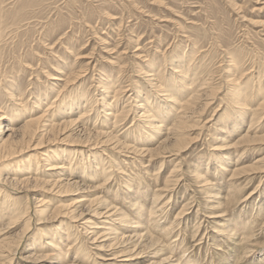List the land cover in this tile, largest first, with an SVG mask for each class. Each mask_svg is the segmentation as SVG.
<instances>
[{"label": "rangeland", "instance_id": "374dc122", "mask_svg": "<svg viewBox=\"0 0 264 264\" xmlns=\"http://www.w3.org/2000/svg\"><path fill=\"white\" fill-rule=\"evenodd\" d=\"M195 39L202 41L196 40L197 44H194ZM233 49L241 52V62H245L244 68H248L250 74L260 75L251 81V91L254 92L260 80L264 81V0H0V113L4 115L3 121L5 125L14 124L13 127L17 129L26 115L32 114L34 118L45 113L48 122L52 118L55 124L37 149L32 150L36 148L38 140L31 142L25 156H30L38 148L45 150L51 147L48 150H59L58 153L68 148L71 150L68 155L78 156L71 165L88 172L90 167L87 164L77 165L78 162H85L82 155L91 154L85 153L90 148H95L92 150L95 154H98L96 151L99 148H106L108 156L102 155L106 158L99 161L100 166L104 164L111 169L108 163L111 160L115 165L119 161L120 166H123L122 171L115 166L117 174L104 179L98 174V177H89L86 172L77 175L71 173L72 167L69 168L68 161L69 170L53 188L51 182L47 184L42 180L57 177L47 173L45 176L43 172L33 175L41 180L7 182L2 185L4 192L14 197L16 206L20 209L32 208L28 215L31 222L27 226L25 219L20 218L14 222L8 216H2L0 242L4 238H8L9 242L0 248V264L9 259H12L9 261L11 264H43L37 250L31 249L29 242L40 228L50 229L55 224L66 222L79 224L80 228L73 230L77 236L70 232V245L76 243L78 246L82 242L89 252L87 258L83 254L80 256V264H113L115 259H110L113 258L110 254L123 249L126 250L124 254L130 255V261H125L128 264H166L161 259L163 255L170 254L171 262L175 264H264V164L262 170L250 169L252 163L264 157V140L252 145L237 144L241 134L264 135V113L250 129L252 118L257 120L254 115L247 116L248 121L242 125L239 133H229V129L233 130L234 118L228 119V114H234L235 107L229 100L231 78H226L228 73L225 71L229 53ZM192 50L196 52L190 66L196 67L197 78L190 88H202L199 85L205 77L208 85L197 93L202 95L190 119L196 121L195 125L185 131L189 135L182 143L171 146L179 155L170 156L167 153L149 162L147 155L138 157L131 149L128 151L113 147L112 142L117 144L120 141L122 144H133L132 147L137 149H146L155 147L163 139L164 131L158 133L150 130L140 114L147 116L149 111H153L157 120H162L166 127L171 126L177 117H173L176 112H171L163 119L161 111L170 107L168 96L175 94L173 74L179 66L178 57L185 52L190 54ZM151 60L155 64L153 72L146 66ZM106 75L118 79V85L114 80L116 91L106 93L102 88L101 82L106 84ZM53 76L58 77V80L53 79ZM171 78L172 83L168 82ZM152 83H156V86ZM210 87L218 89L210 93ZM82 93H88L87 97L72 106L71 103L76 102L75 96L80 100ZM103 93L108 99L109 111H104ZM165 93L168 96H162ZM44 94H48V100L36 108L33 104L36 97ZM190 95L189 92L182 97L187 100ZM62 99L65 101L60 106ZM148 100L154 102V108H160L159 112L146 106ZM19 104H25L26 109L22 110ZM80 109H84L83 117L79 120L82 127H78V123H64L70 117H77ZM59 110H62L61 113ZM116 114L119 118L115 117ZM97 131H109L112 140L96 144L106 139V136L97 135ZM148 132L154 137L153 140L146 134ZM60 155L68 156L63 153ZM130 157L137 159L132 160ZM224 158L229 160V166L219 164ZM176 165L178 169L172 173ZM196 165H199L208 184L193 172ZM240 167L249 170L231 177L234 168ZM222 174L225 177L220 179ZM169 178L171 182L167 181ZM131 179L134 188L128 189L126 184ZM175 179L176 183L173 181ZM67 180L78 182L68 185ZM210 186H213L212 196L209 194L212 190ZM84 195L87 198L86 204L75 211L81 215L73 218L72 213L67 214L66 209L70 211L82 204L77 201ZM89 199L97 201L88 202ZM43 200L53 209L45 213V218L40 221L35 208ZM133 202L137 205L134 206ZM63 204L70 205L65 209L60 208ZM107 204L122 214L128 215L131 212L127 218L129 223L135 225L129 228L119 221V224L109 223V219H106L108 214L105 213ZM142 207L144 213L137 214ZM97 211L104 212L98 215ZM103 220L108 222L106 226L102 224ZM89 221H99L103 227L112 226L123 232L125 238L121 245L111 250L96 249L102 239L94 242L89 238L93 229L88 231L90 235L81 232L84 223ZM135 230L138 234L147 232L156 238L161 237L165 242L161 246L163 255L157 253L145 237H136ZM68 247L72 259L76 248ZM49 252L55 263L70 260L66 256L59 259L54 252ZM97 253H102L105 258L98 257ZM116 258L117 262H124V256Z\"/></svg>", "mask_w": 264, "mask_h": 264}, {"label": "bare ground", "instance_id": "6f19581e", "mask_svg": "<svg viewBox=\"0 0 264 264\" xmlns=\"http://www.w3.org/2000/svg\"><path fill=\"white\" fill-rule=\"evenodd\" d=\"M34 5V4H33ZM18 22V21H17ZM197 38H200V37H197ZM202 39V38H201ZM201 39H195L194 41V44L200 40L202 41ZM197 40V42H196ZM193 42V41H192ZM201 44V43H200ZM195 47V45H193ZM201 46V45H200ZM196 49V48H195ZM198 49V48H197ZM229 49V47L227 48ZM193 52V53H192ZM192 52H190V54H187V52L184 53L183 56H177L178 57V65L177 69L174 70V74L175 77H174V80L171 78L170 81L168 82H171L172 83V80L174 82V86H175V91L174 93L175 94H170L169 96L165 93L163 94L162 96L164 95H167L168 96V102H169V106L168 109H165V110H162L161 112L163 113L161 115V118H165L169 116V114L171 112H176L175 114L173 113V117L175 115H177V117L175 116V119H173V123H171V126L169 127H166L165 124H163L162 120H157V117H156V113L153 112V111H149V115L145 116L144 114H140V118L142 117V119H145L146 123H147V127L150 129V130H155L156 132L158 133H164V136L162 137L163 139L160 140V142L156 145L155 143V147H147L146 149H137L135 147H132V145H129V144H122L120 141L117 142L120 143L114 144V142H112L111 145H113V147L115 148H120V150H128L131 149L134 151V154L135 155H147L150 159H149V162H152L153 160H155L156 158H158L159 156H162V155H167V153L170 155V156H178V152H175L174 150H172L171 146L172 145H177V144H180L182 143L187 135H189L188 133H186V129L189 128L190 126L192 125H195V122L196 121H191V117L193 116V112H194V109L196 108V102L197 100L201 97L202 94H197L199 93L202 88L206 87L205 85H208L207 83V80L206 77L205 79H203L204 81H202V83L199 85V86H202V88L200 89H197V87L195 88H190V86H192L194 84V82L196 83V72H195V69L196 67H192L190 66V63H191V60H193L195 58V55H194V52H196V50H192ZM175 53V52H174ZM178 53V52H176ZM241 53V52H240ZM238 53V52H235V50L233 49L232 51H230L229 53V63L227 64V72L228 75L226 76V78H231L230 79V82L229 83V89H228V92H229V97H230V103L232 105H234V114H228V119H230L231 117L234 118L232 120L233 122V130L230 131L229 129V133H239L240 132V129L242 130V125L248 121L247 119V116L249 115H254V117H257V120L256 118H252L251 120V124L249 126V129L251 127L254 126V124L259 120L258 118L261 119L260 115H262L264 113V81L260 80L261 82L256 86V90L253 92L251 90V87H250V84L252 80H255L253 78L257 77V76H260L257 75L255 76V74H250L247 70L248 68H244L245 66V62H241L242 61V58H241V54ZM179 54V53H178ZM190 55L193 57L190 59ZM201 58V57H200ZM172 61V60H171ZM170 61V62H171ZM175 63V62H174ZM252 63V62H251ZM160 64V63H159ZM192 64V63H191ZM253 64H254V61H253ZM158 65V64H157ZM171 65V64H170ZM175 65V64H174ZM173 65V66H174ZM146 66H148V68H150L149 71L153 72V68L155 67V64L154 62H148L146 63ZM197 66V65H196ZM142 68V67H141ZM254 68V67H253ZM252 68V69H253ZM71 69V68H69ZM158 69V68H156ZM165 69V68H164ZM251 69V68H250ZM59 70V69H58ZM65 70V69H64ZM67 70V69H66ZM110 71V70H109ZM162 71V70H161ZM160 71V72H161ZM167 71V70H166ZM173 71V70H172ZM198 71V70H197ZM236 72H239V73H236ZM252 72V71H251ZM110 73V72H109ZM149 73V72H148ZM147 73V74H148ZM156 73V72H155ZM112 74V73H111ZM152 74V73H151ZM160 74V73H159ZM239 74V76L237 75ZM109 75V74H108ZM106 75V81L104 84L103 81L101 82L102 84V88L104 90H106L105 92L106 93H110L111 91H116L114 90L115 86H114V83L116 81V84H117V80L118 79H111V76H108ZM153 75V74H152ZM151 75V76H152ZM158 75V74H157ZM164 75V74H163ZM121 76V75H119ZM104 77V76H103ZM118 77V76H117ZM154 77V76H152ZM157 77V76H156ZM163 77V76H162ZM170 77V76H168ZM173 77V76H172ZM239 77V78H238ZM147 78V77H146ZM158 78V77H157ZM53 79H57L58 80V77L56 76H53ZM102 79V78H101ZM105 79V78H104ZM115 80V81H114ZM152 81L154 79H151ZM150 80V81H151ZM167 80V79H166ZM245 80V81H244ZM16 81V79H15ZM151 81V82H152ZM5 82V81H4ZM99 82V81H98ZM163 82V81H162ZM167 82V81H166ZM253 82V81H252ZM9 83V82H8ZM198 83V82H197ZM119 84V83H118ZM117 84V85H118ZM154 86H156V83H152ZM170 84V83H168ZM4 85V84H3ZM10 85V84H9ZM122 85V84H121ZM1 86V85H0ZM12 87V85H11ZM120 87V86H119ZM139 87V86H138ZM253 87V86H252ZM7 88V87H6ZM165 88V87H164ZM169 88L171 89V86H169ZM8 89V88H7ZM13 89V88H12ZM123 89V88H121ZM127 89V88H126ZM137 89V88H136ZM215 89H218L217 87H210V93H213L215 91ZM1 90V89H0ZM103 90V91H104ZM193 90V91H192ZM6 91V90H5ZM83 91V90H82ZM125 91V90H123ZM137 91V90H136ZM14 92V91H13ZM35 92V91H34ZM85 92V91H84ZM171 92H172V89H171ZM190 92V98L188 99L187 97V100L185 98H183L182 96H186L187 93ZM7 93V92H6ZM10 92H8L9 94ZM37 93V92H36ZM48 93V92H47ZM12 94V93H11ZM88 94V93H87ZM87 94H81L79 97H80V100H78L77 96L76 97V102H73L71 103L72 106L76 105V103H78L79 101H81V99H84L86 98ZM102 94V93H101ZM169 94V93H168ZM228 94V93H227ZM10 95V94H9ZM18 95V94H17ZM48 95V94H47ZM47 95H42L41 97H36L35 99V102L33 103L35 105L36 108H40V106H42L47 100H48V96ZM116 95V94H115ZM151 95V94H150ZM40 96V95H39ZM53 96V95H52ZM90 96V95H89ZM102 96V95H101ZM55 97V96H54ZM103 106H104V111L108 110L109 109L107 108L108 107V99L106 98V96L104 95L103 93ZM118 97V96H117ZM182 97V99H180ZM16 98V97H15ZM69 98V97H67ZM161 98V97H160ZM226 98V97H225ZM21 99V98H20ZM19 99V100H20ZM74 99V98H73ZM101 99V98H100ZM115 99V98H114ZM16 100V99H15ZM25 100V99H23ZM54 100V99H53ZM180 100V101H179ZM18 101V100H17ZM22 101V100H21ZM60 106L61 104L65 101V99H62L60 100ZM67 101V100H66ZM136 101V100H135ZM23 102V101H22ZM49 102V101H48ZM128 102V101H127ZM147 102V101H146ZM164 102V101H163ZM116 103V102H115ZM138 103V102H136ZM23 104V103H22ZM22 104H19L21 105L22 107V110L25 108L26 109V106H22ZM31 104V103H30ZM50 104V103H49ZM64 104V103H63ZM85 104V103H84ZM87 104V103H86ZM89 104V103H88ZM111 104V103H110ZM129 104V103H128ZM142 104V103H141ZM153 104L154 102H151L150 100H148L146 106L148 108H150L151 110L154 109L156 111L160 110L159 107H156L154 108L153 107ZM160 104V103H159ZM51 105V104H50ZM57 105V104H56ZM136 105V104H135ZM139 105V104H138ZM254 105L256 106L255 108H252L254 107ZM70 106V107H72ZM83 106V105H82ZM143 106V105H142ZM8 107V106H7ZM34 107V108H35ZM65 107V106H64ZM69 107V106H68ZM67 107V108H68ZM137 107V105H136ZM12 108V107H11ZM48 108H50L48 106ZM57 108V106H56ZM92 108V107H91ZM122 110L123 107H121ZM135 108V107H133ZM144 108V107H143ZM148 108H145V109H148ZM1 109V108H0ZM4 109V108H3ZM17 109V108H14V110ZM29 109V108H28ZM61 109V108H60ZM85 109V108H84ZM84 109H80L78 111V116L77 117H70L68 121H65L64 123L65 124H75V123H78V127L81 126L79 124L80 119H82L83 115H82V112H84L83 110ZM103 109V108H102ZM101 109V110H102ZM164 109V107H163ZM7 110V109H6ZM31 110V109H29ZM78 110V109H77ZM76 110V111H77ZM87 110V109H86ZM228 110V109H227ZM226 110V111H227ZM2 111V110H1ZM32 111V110H31ZM62 110H59V112L61 113ZM121 111V110H120ZM119 111V112H120ZM5 112V111H4ZM10 112V111H9ZM16 112V111H15ZM24 112V111H23ZM71 112V111H69ZM148 111H146L147 113ZM159 112V111H158ZM179 112V114H177ZM20 113V112H19ZM110 113V112H109ZM123 113V112H122ZM145 113V112H144ZM230 113V112H229ZM159 114V113H158ZM3 114L0 113V220L3 218L2 216H8V218H11L12 221L15 222V220L17 219H20V220H24L25 219V226L29 225V222H31V217H28V215L30 214V209L32 208L31 206L26 208V209H20L18 206H16L14 203L15 200H14V197L9 194L8 192H4L5 190L3 189L4 187L2 185H5L7 182H28L30 180H41L39 179L38 177H34L35 175L34 174H37L39 172H43L45 173V176H46V173L49 175V176H53V177H57L56 179H46V180H42V181H45L47 184L48 183H52L51 186L52 188L56 185L57 182L60 181L61 177L63 175H65V173H67V162L69 161L70 163V167L71 168V173H77L80 174L81 172L82 173H87L89 174V177H92V176H97V174L99 175V177H104L107 178L109 176H111L112 174L116 173L115 168L117 167V169H121L122 171V167L120 166V163H118L117 161V164L115 165L114 161L111 160V162H108L109 165H110V168L111 169H108L105 167V165L103 164L102 166H100V163L99 161H104V158L102 155H107L106 154V151L107 149L106 148H99L96 153L98 154H95L92 150L95 149V148H90V149H87L88 151H85L88 152V153H91V154H86L84 155L83 152L81 154L82 155V159L85 161L83 162H76L77 165H86L89 166V171H83L79 166H72V162L75 160H77V157L76 155H68L70 153L71 150H69L68 148H64L63 151H61L60 153H63L64 155H68V156H61L60 153H58L59 150H48L49 148L51 147H48L47 149L45 150H38L31 153L30 156H25L24 153H26L30 147V144L33 140H38V142L35 144L36 148H33L32 150L34 149H37V146L42 144L43 143V139L51 132V130H53L55 124L52 123V121L54 120H51L49 117V121L50 123L48 122V119L47 116L45 115V113L37 116V117H32L31 115H24L25 116V119H23V123L20 124L21 126L20 127H16L17 129H15L13 127V125H5L4 123V115L2 116ZM12 115V114H11ZM14 115V114H13ZM48 115V114H47ZM54 115V114H53ZM118 114L115 115V117L117 116ZM225 115V114H224ZM227 115V114H226ZM85 116V115H84ZM109 116V115H108ZM16 117V116H15ZM148 117V118H147ZM225 117V116H224ZM8 118V117H7ZM113 118V117H112ZM117 118H119L117 116ZM170 118V117H169ZM226 118V117H225ZM65 119V118H64ZM86 119V118H85ZM62 120V119H61ZM114 120V119H113ZM16 121V120H15ZM116 121V120H115ZM165 121V120H164ZM21 122V121H20ZM166 122V121H165ZM262 122V121H261ZM7 123V122H6ZM58 123V122H57ZM86 123V122H85ZM94 123V122H93ZM104 123V122H103ZM109 123V122H107ZM114 123V122H113ZM18 124V123H17ZM88 124V123H87ZM263 124V123H262ZM110 125V124H109ZM108 125V126H109ZM134 125V124H133ZM19 126V125H18ZM73 126V125H72ZM105 126V125H103ZM113 126V125H112ZM228 126V125H227ZM232 126V125H231ZM82 127V126H81ZM145 127V125H144ZM107 128V127H106ZM105 128V129H106ZM230 128V127H229ZM256 128V127H255ZM258 128V127H257ZM80 129V128H79ZM82 129V128H81ZM108 129V128H107ZM144 128H142L143 130ZM147 129V128H146ZM245 129V128H244ZM85 130V129H84ZM87 130V129H86ZM111 130V129H110ZM223 130V129H222ZM260 130V129H259ZM82 131V130H81ZM103 131V129H102ZM186 131V132H185ZM234 131V132H233ZM252 131V130H251ZM264 131V130H262ZM109 132V131H108ZM105 133V132H98L97 131V135L98 134H101L102 136H106L105 140H103L102 142H98L96 144H102V143H105V141H111L112 138L110 135V133ZM151 132V131H150ZM248 132V131H247ZM112 133V132H111ZM137 133V132H136ZM143 134V133H142ZM148 136H150V138H153L154 137H151V133H146ZM132 135V134H131ZM162 135V134H161ZM230 135V134H229ZM146 137L149 139V137ZM48 137V136H47ZM143 137V135H142ZM241 138L237 141V144H247V145H252V143L256 142V141H259V140H264V135H261V136H257L256 134H249V133H244V134H241L240 136ZM144 138V137H143ZM159 138V137H158ZM226 138V137H225ZM224 139V138H223ZM49 140V138H48ZM132 140V139H131ZM157 141V140H156ZM135 142V141H134ZM151 142V141H150ZM155 142V141H154ZM153 142V143H154ZM34 143V142H33ZM107 143V142H106ZM126 143V142H125ZM152 143V142H151ZM233 143V142H232ZM231 143V144H232ZM262 143V142H261ZM144 144V142H143ZM228 144V143H227ZM32 145V144H31ZM149 146V145H148ZM47 147V146H46ZM139 147V146H138ZM143 147V146H142ZM140 148V147H139ZM27 149V150H26ZM242 150V149H241ZM246 150V149H245ZM26 151V152H25ZM80 151V150H79ZM101 151V152H99ZM131 151V152H133ZM236 152V151H235ZM108 156V155H107ZM110 156V155H109ZM19 157V158H18ZM63 157V161L61 160ZM113 157V156H112ZM139 157V156H138ZM220 157V156H219ZM218 158V157H217ZM229 160H231V158L227 157ZM227 158H224V160L222 159L221 162H219V164L223 165H227L230 164L229 160ZM81 159V160H82ZM86 159V160H85ZM108 159V158H107ZM129 159V158H128ZM130 159L132 160H135L137 159L136 157H130ZM227 159V160H226ZM79 161V160H78ZM87 161V162H86ZM124 161H126L124 159ZM164 161V160H163ZM264 157L263 158H260L258 160H256L254 163H252V166L250 169L251 170H258V169H261L263 168V164H264ZM137 162V161H136ZM141 162V161H140ZM74 163V162H73ZM124 164V163H123ZM134 164V163H133ZM143 164V163H142ZM64 165V166H63ZM66 165V166H65ZM100 166V167H99ZM116 166V167H115ZM127 166V165H126ZM163 166V164H162ZM161 166V167H162ZM217 166V165H216ZM224 166V165H223ZM229 166V165H227ZM178 166L176 165L174 167V169L172 170V173H175L177 171V168ZM226 167V166H225ZM177 168V169H176ZM85 170V167L83 168ZM145 169V168H144ZM69 170V169H68ZM249 169H246L245 167H240V168H234V170L232 171V176L234 175H240L239 173L241 172H244V171H248ZM219 171V170H218ZM140 172V170H139ZM193 172L197 173V175L199 176V178L202 179V182H206L205 184H208L209 182L206 180V178H204V176L202 175V172L199 170V165H196L195 168L193 169ZM69 173V172H68ZM133 173V172H132ZM11 174V175H9ZM117 174V173H116ZM218 174V173H217ZM13 175V176H12ZM34 175V176H33ZM38 175V174H37ZM68 175V174H67ZM224 174H222L220 176V179H223V176ZM17 176H20V177H17ZM34 178H33V177ZM40 176V175H39ZM80 176V175H79ZM59 177V178H58ZM114 178V177H113ZM159 179V178H158ZM218 179V178H217ZM10 180V181H8ZM111 180V179H110ZM116 180V178H115ZM64 181V179H63ZM97 181V180H96ZM117 181V180H116ZM167 181H170L171 182V179L169 178ZM174 183L177 182V179L173 180ZM62 182V181H61ZM78 181H70V180H67V184L68 185H71L73 183H77ZM133 182V179H131L129 182H127V187L128 189H133L134 188V184H132ZM168 182V183H170ZM45 183V184H46ZM112 183V182H111ZM98 184V183H97ZM233 184V183H232ZM231 184V185H232ZM60 185V184H59ZM58 185V186H59ZM67 185V186H68ZM104 185V184H103ZM141 185V184H140ZM62 186V185H61ZM60 186V187H61ZM169 186V185H168ZM166 186V187H168ZM100 188V186H95V188ZM139 187V186H138ZM208 187V186H207ZM212 190H210V195H214L212 192H213V186H210ZM237 187V186H236ZM93 188V187H92ZM238 188V187H237ZM60 189V188H59ZM74 189V188H73ZM234 189V188H233ZM54 190V189H53ZM59 191V190H58ZM113 191V190H112ZM122 193V191H120ZM130 192V191H128ZM142 192V191H141ZM206 193V192H205ZM238 193V192H237ZM240 193V192H239ZM114 194V193H113ZM118 194V193H117ZM159 194V193H158ZM233 194L235 195V192H233ZM121 195V194H120ZM123 195V194H122ZM236 196V195H235ZM124 197V196H123ZM231 197V196H230ZM229 197V199H230ZM125 198V197H124ZM235 198V197H234ZM87 198L84 196H81L80 199H78L77 203H82L80 205H76L75 208L73 210L70 209H66L68 210L67 211V214H71L72 213V217L73 218H79L81 213H77L75 212L77 210V208L81 205H84L86 204L85 200ZM128 199V198H127ZM63 200V199H62ZM74 201H76V199L74 198L73 199ZM92 200V199H91ZM90 199L88 200V202H94V200L91 201ZM137 199H135L136 201ZM141 200V199H140ZM67 201V200H66ZM97 201V200H95ZM102 201H105L104 199ZM142 201V200H141ZM228 201V200H227ZM232 201V200H231ZM62 202V201H61ZM64 202V201H63ZM85 202V203H84ZM131 202V201H130ZM137 202V201H136ZM140 202V201H139ZM221 202V201H220ZM238 202V201H237ZM43 203H45V201L43 200ZM41 204L40 206L36 207L35 210H36V214H38L39 216V220L41 221L43 218H45L44 214L45 213H50L51 211V208L50 207V204ZM73 203V202H72ZM98 203V202H97ZM104 204H106V201L103 202ZM134 206H136L137 204H135V202H133ZM56 204V202H55ZM91 204V203H89ZM70 204H63V205H59L60 208H66V207H69ZM93 205V204H92ZM58 206V205H57ZM56 206V207H57ZM86 206V205H85ZM99 206V205H98ZM101 206V204H100ZM264 206V205H263ZM54 207V206H53ZM88 207V206H87ZM109 207H111L110 209H108ZM146 207V206H145ZM72 208V207H71ZM105 208L107 209L105 211L106 214H108V216H106L107 218L106 219H109V223L110 222H117L119 221V223H121L122 225H126V227H133L134 225L130 222L129 223V218H127V216L131 213H128V215H125V214H122L121 212H119V210L115 207H112L110 206V204H107L105 206ZM147 208V207H146ZM149 208V206H148ZM53 209V208H52ZM59 209V208H58ZM134 209V208H133ZM132 209V210H133ZM60 210V209H59ZM144 210V207L140 208L138 211H137V214L139 213H142ZM147 210V209H145ZM162 210V209H161ZM259 210V209H258ZM262 211V210H261ZM61 212V210L59 211ZM104 211H97L98 215H102ZM74 213V214H73ZM135 213V212H134ZM144 213V212H143ZM151 213H153V211L151 210ZM157 213V212H156ZM163 214V213H162ZM165 214V213H164ZM136 215V214H135ZM156 215V214H155ZM105 216V215H104ZM147 216V215H146ZM26 217H28L26 219ZM96 217V216H95ZM102 216H100V219H101ZM164 217V216H163ZM99 219V220H100ZM133 220V218H131ZM144 219V218H142ZM135 220V218H134ZM148 220V219H146ZM19 221V220H18ZM102 221V220H100ZM139 221V220H138ZM2 223V221H0ZM4 222V221H3ZM17 222V221H16ZM86 222V221H84ZM135 222V221H134ZM5 223V222H4ZM12 223V222H10ZM42 223V222H40ZM108 222H105L103 220V223L105 226L107 225ZM118 223V222H117ZM118 223V224H119ZM140 223V222H138ZM85 225L83 226V231L85 230V232H82V234H86V235H90V233H92V236L89 237V238H92L94 242H97L99 241V239H102V241L99 242V244L96 245V249H99V250H111V249H116L117 247H119L123 241V239L125 238V234L123 232H120L118 231V229L116 228H112L111 227H103V225H100L101 223H99V221L97 222H87V223H84ZM144 224V223H142ZM141 224V225H142ZM56 226H53L52 228L50 229H46V228H40L38 231L35 232V237L31 239V242H29V245L32 247L31 249H34V250H37L38 252V256H40V259L42 260V262H44L43 264H53L55 263L53 260V258L51 257L52 253L49 252V251H52L54 252L53 254H55L59 259H62L63 257L65 258H69L70 260L69 261H57V263L55 264H80L78 263V259H80V256L83 254L85 257L88 256L89 257V252L87 250V248L82 244V242L80 243V245L77 246L76 243L71 244V242L69 241V238H72L70 235L72 232L73 235H76L77 236V233L76 231H73L74 229H80L79 228V224H72V223H58V224H55ZM245 225V224H244ZM153 226V225H152ZM246 226V225H245ZM136 227V226H135ZM145 227V226H144ZM163 227V226H162ZM28 228V227H27ZM118 228V226H117ZM157 228H158V225H157ZM93 229L92 232L88 233L89 230ZM145 229H149V228H145ZM27 230V229H26ZM116 230L118 232H116ZM150 230V229H149ZM80 231V230H79ZM137 230H135L136 232ZM148 231V230H147ZM159 231V230H158ZM161 231V230H160ZM0 232H1V229H0ZM133 232V233H135ZM139 232V231H138ZM146 232V231H145ZM117 234V235H116ZM124 234V235H123ZM72 235V236H73ZM160 235V234H159ZM158 235V236H159ZM245 235V234H244ZM135 236L136 237H140V238H144L148 241L149 244H151L155 249V251L157 253H161L162 251V247L163 244V241L160 239V238H156L155 236L149 234V233H143V234H138L137 232L135 233ZM127 238V237H126ZM129 238V237H128ZM8 238H4L3 240H1L0 242V248H3V246H5L9 241L7 240ZM44 239L45 242H44ZM131 239V237H130ZM144 239V240H145ZM127 240V239H126ZM143 240V239H142ZM68 241V242H67ZM76 242V241H75ZM92 242V243H94ZM45 243V244H44ZM138 243V242H137ZM95 244V243H94ZM70 245V246H69ZM19 246V245H18ZM69 246V247H68ZM67 247L68 249H72L73 247L76 248L75 250V254H74V258L72 257L71 259V256L69 254V251H67ZM116 247V248H114ZM91 248V247H89ZM167 248V247H166ZM165 249V248H164ZM163 249V250H164ZM171 249V248H170ZM129 250V249H128ZM166 250V249H165ZM168 250V248H167ZM186 250V249H185ZM126 252L125 249L123 250H119V251H116L111 253L110 255L113 257V258H110V259H115V261L113 262V264H128V262H125V261H130V255L128 254H124ZM169 252V251H168ZM91 253V252H90ZM98 254V253H97ZM169 254V253H167ZM10 255V254H9ZM69 255V256H68ZM93 255V254H92ZM161 255H163L161 253ZM185 255V254H184ZM183 255V256H184ZM3 256V255H2ZM1 256V257H2ZM6 256V255H5ZM104 256V255H103ZM102 253H99L98 254V257L102 258ZM117 256H124V258L122 259L124 262H117L118 261V258H116ZM171 254L169 256L167 255H163L162 257V262L163 263H170L171 261H173L171 258H170ZM7 257V256H6ZM91 257V256H90ZM172 257V256H171ZM87 258V257H86ZM105 258V257H103ZM102 258V259H103ZM185 258V257H184ZM193 259V258H192ZM199 259V258H198ZM1 260V259H0ZM3 260V259H2ZM12 259H9L7 261H2V264L4 263H9L11 264L9 261H11ZM183 260V258H182ZM181 260V261H182ZM187 260V258L185 259V261ZM176 261V260H175ZM88 262V260H87ZM177 262V261H176ZM189 262V261H188ZM187 262V263H188ZM89 263V262H88ZM87 263V264H88ZM96 263V262H95ZM172 263V262H171ZM190 263V262H189ZM193 263V262H191ZM195 263V262H194ZM172 264H175V263H172Z\"/></svg>", "mask_w": 264, "mask_h": 264}]
</instances>
